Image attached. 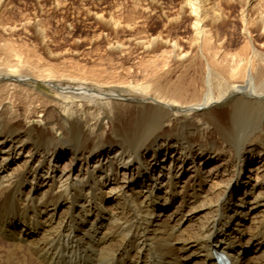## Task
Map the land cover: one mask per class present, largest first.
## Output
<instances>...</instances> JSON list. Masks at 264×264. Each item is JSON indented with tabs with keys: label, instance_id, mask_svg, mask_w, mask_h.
<instances>
[{
	"label": "bare ground",
	"instance_id": "obj_1",
	"mask_svg": "<svg viewBox=\"0 0 264 264\" xmlns=\"http://www.w3.org/2000/svg\"><path fill=\"white\" fill-rule=\"evenodd\" d=\"M205 2L184 4L198 43ZM254 14L245 29L264 33V0ZM223 59L200 89L148 77L121 97V82L0 58V264H264V51Z\"/></svg>",
	"mask_w": 264,
	"mask_h": 264
},
{
	"label": "rangeland",
	"instance_id": "obj_2",
	"mask_svg": "<svg viewBox=\"0 0 264 264\" xmlns=\"http://www.w3.org/2000/svg\"><path fill=\"white\" fill-rule=\"evenodd\" d=\"M186 1L0 0V58L18 52L58 71L121 82L117 93L130 97L134 81L154 77L163 85L167 80L187 83L196 79L198 85L213 55L222 64L228 54L245 59L252 47L264 51V33L245 29L243 21L262 10L263 0H256L254 9L248 11H243L246 0H206L207 17L199 43L193 18L184 9ZM176 52L188 59L174 60ZM27 83L56 95L50 82ZM60 84L70 83L61 80ZM250 253L254 254L247 250ZM194 260L190 258L187 264H195Z\"/></svg>",
	"mask_w": 264,
	"mask_h": 264
}]
</instances>
